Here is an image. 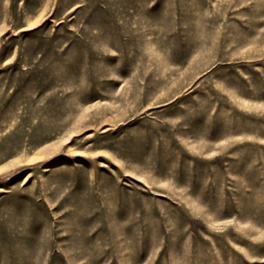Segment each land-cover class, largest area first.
Masks as SVG:
<instances>
[{
	"label": "rangeland",
	"instance_id": "374dc122",
	"mask_svg": "<svg viewBox=\"0 0 264 264\" xmlns=\"http://www.w3.org/2000/svg\"><path fill=\"white\" fill-rule=\"evenodd\" d=\"M0 264H264V0H0Z\"/></svg>",
	"mask_w": 264,
	"mask_h": 264
},
{
	"label": "bare ground",
	"instance_id": "6f19581e",
	"mask_svg": "<svg viewBox=\"0 0 264 264\" xmlns=\"http://www.w3.org/2000/svg\"><path fill=\"white\" fill-rule=\"evenodd\" d=\"M66 1V0H65ZM64 5V4H63ZM66 5V4H65ZM37 6V5H36ZM34 8H36V7H34ZM28 9V8H27ZM33 10V9H32ZM62 10H63V8H62ZM67 19V18H66ZM37 21V20H36ZM100 97V96H99Z\"/></svg>",
	"mask_w": 264,
	"mask_h": 264
}]
</instances>
